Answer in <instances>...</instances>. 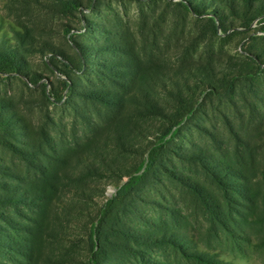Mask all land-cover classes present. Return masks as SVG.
Masks as SVG:
<instances>
[{
    "label": "rangeland",
    "instance_id": "374dc122",
    "mask_svg": "<svg viewBox=\"0 0 264 264\" xmlns=\"http://www.w3.org/2000/svg\"><path fill=\"white\" fill-rule=\"evenodd\" d=\"M180 1L0 0V264H87L93 229L113 216L129 237L120 234L104 264H264L260 196L250 204L236 192L229 200L217 194L223 230L172 184L165 189L144 177L121 194L132 176L145 171L152 147L166 145L180 168V147L214 153L229 138L216 119L215 142L195 128L201 113L164 135L165 113L145 115L142 97L130 94L141 95L146 71L155 70L158 78L148 80L155 81L150 94L167 99L160 90L163 75L182 84L188 69L200 76L196 66L211 56L219 71L259 66L252 85L247 79L238 85L237 104L228 113L239 114L242 131L253 137L264 132L247 123L263 117L248 103L252 92L264 101V0H186L203 13L198 18L183 12ZM206 19L214 21L213 36ZM15 53L17 70L2 57ZM245 60L251 65L233 69ZM109 66L113 84L99 74ZM97 91L109 92L114 102L87 98ZM195 93L198 111L203 94ZM172 103L161 100L160 106L172 115ZM131 128L133 153L116 141L118 132ZM84 157L97 165L104 157L112 172L91 175ZM125 208L131 210L124 216ZM163 235H174L178 245L151 240Z\"/></svg>",
    "mask_w": 264,
    "mask_h": 264
},
{
    "label": "trees",
    "instance_id": "16d2710c",
    "mask_svg": "<svg viewBox=\"0 0 264 264\" xmlns=\"http://www.w3.org/2000/svg\"><path fill=\"white\" fill-rule=\"evenodd\" d=\"M186 2V0L180 1L176 5L186 14L190 11L197 18L203 15L199 9H194V7L191 8L187 5L189 3L186 4ZM259 9L264 12L263 3ZM262 15L264 17V13H262ZM205 21L209 25L212 36L215 35L216 27L213 23V19H206ZM262 30L264 32V27ZM2 57L7 61V64H4L8 68H14L17 70V62L20 61H18L19 59L17 60L16 57L18 56L16 53L13 57L6 54ZM203 62L204 63L197 65L195 68V70L201 74L200 76H197V73H193L194 70L189 71L188 69L186 71L189 72V75L187 76L192 77L194 81H191V79L185 76V79L181 84L178 82L177 76H175L176 79H173L171 74H168L167 77L166 75H163L160 90L167 99H160V97L158 98L155 97V95L150 94V92L155 89V87L151 86V83H154L155 81L150 83L148 80H154L157 78L155 70L146 71L145 75L140 76L145 78V86L141 85L142 87H140L141 95L139 92L133 91L130 94L134 98L142 97L141 108L144 112H147L145 115H149L150 113L154 114L155 111L165 113L168 123L164 135L185 120H190L197 114L201 113L202 116L198 118V123L194 125L195 128L203 131L209 140L215 142L217 135H215L212 130H216L215 125H213L215 123L213 119H216L219 123L223 124L229 138L223 140V142L218 145V148L215 149L214 153L203 154V151L200 149L188 151L185 147H180V151L182 149L181 152H183L182 155H179V158L182 160L180 168L178 164L174 163L173 160L168 157L169 150H167L168 148L166 145H156V147H152L150 150L151 153L145 162V171L141 176H132L129 182L123 186L121 194L124 195L129 193L135 187V184L141 181L144 177L147 182L152 183L153 185L160 184L165 189L168 188L167 184H172L175 186L181 197L191 200L197 207L208 214L210 223L217 222L219 223L218 227L225 230L226 224L218 219L220 217L219 210L221 205L217 194H220L222 197L229 200L228 196H230V192H236L239 197L250 204L255 202L257 196H260V198H262L264 209V154L262 151L264 149V132H259L253 137L251 134L242 131L243 123L239 114H237V117H234L228 113V111L237 104L234 99V97L237 96V88L239 86H244L246 79L248 80L249 85H252L262 70L253 60L252 64L256 65V68H248L246 72H243V70H227L226 72L222 70L219 71L216 69L217 67L215 65L217 63L212 56L211 58L205 59ZM247 64L251 65V61H249V63L247 60H245V62L240 61L235 64L233 69H239V66H247ZM99 74L104 77V80H107L111 84L114 83L116 75H114L115 73H113L110 66L106 67L104 74L100 72ZM164 77L171 81L166 83ZM42 90L48 101L49 99L46 97L44 87ZM195 91L203 94L202 96L198 95L201 96L202 101L199 104L200 107L198 108V111L194 109L193 104V102L197 101ZM240 91L242 92V88ZM251 95L253 101L249 102L248 106H250L253 111H258L263 117L258 118L256 121L254 120V122L251 117L248 119L247 123L255 128L264 129V101L260 100L257 97L259 95L255 92H252ZM86 96L92 100L107 104L114 102L112 100L115 98L114 96H111L109 92L104 93L103 91H97L91 94L87 93ZM170 99L173 101H169ZM161 100L167 106L173 102L172 115L168 113L169 111L160 106ZM202 108L203 110L201 111ZM209 110L213 113L210 122L206 120L209 119L211 115ZM206 123H209V126H205L204 124ZM116 141L118 145L126 148L125 150L131 151L132 153L135 152L134 146L137 144L134 143L136 142L135 133L132 128L129 129L127 134L118 132L116 135ZM257 150L260 154L256 153ZM84 160L86 161L85 169L88 171L92 170L91 175L101 174V176H104L106 170L112 172L111 165H108L105 162L104 157H101V165H97L94 160L90 161L87 157H84ZM245 163L247 165H245ZM256 166L261 169L259 171L260 177H258L257 184H253L251 178L252 176H257L255 173ZM142 167L143 162L138 166L137 170ZM172 168H175V171ZM185 168L190 175H187L184 172ZM203 180L205 183H203ZM228 181H231L232 184L228 183ZM256 187H259L260 189L256 190ZM22 197H20L21 200H23V198L27 199L26 197ZM110 204H112V201L109 205ZM129 210H131V208ZM129 210L126 208L123 210L122 213H124V216ZM237 215H240V213ZM120 225L121 220L117 219V216H113L109 221L101 220L96 229L92 228L94 237L93 235L90 236V259L87 264L108 263L107 258L109 254L116 252L115 245L118 240L122 239L120 234L125 236V240L127 236L129 237L128 233L125 232ZM151 240L153 242H166L167 240L174 242L173 244L177 243L178 245V241L175 240L174 235H163L156 239L151 238ZM191 255L192 258H196L197 261L201 260L199 255Z\"/></svg>",
    "mask_w": 264,
    "mask_h": 264
}]
</instances>
